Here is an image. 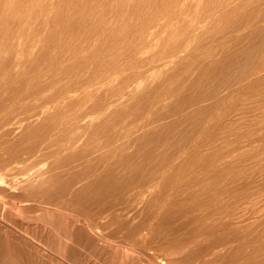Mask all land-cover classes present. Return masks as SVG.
Masks as SVG:
<instances>
[{"label":"rangeland","instance_id":"rangeland-1","mask_svg":"<svg viewBox=\"0 0 264 264\" xmlns=\"http://www.w3.org/2000/svg\"><path fill=\"white\" fill-rule=\"evenodd\" d=\"M0 264H264V0H0Z\"/></svg>","mask_w":264,"mask_h":264}]
</instances>
